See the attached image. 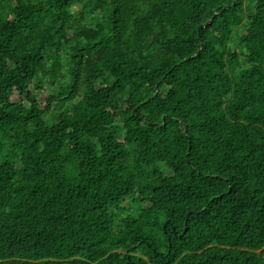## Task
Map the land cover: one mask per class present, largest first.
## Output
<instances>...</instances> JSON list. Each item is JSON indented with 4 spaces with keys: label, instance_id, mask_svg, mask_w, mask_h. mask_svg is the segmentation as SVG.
<instances>
[{
    "label": "trees",
    "instance_id": "obj_1",
    "mask_svg": "<svg viewBox=\"0 0 264 264\" xmlns=\"http://www.w3.org/2000/svg\"><path fill=\"white\" fill-rule=\"evenodd\" d=\"M232 3L0 0V264H264V0Z\"/></svg>",
    "mask_w": 264,
    "mask_h": 264
},
{
    "label": "water",
    "instance_id": "obj_2",
    "mask_svg": "<svg viewBox=\"0 0 264 264\" xmlns=\"http://www.w3.org/2000/svg\"><path fill=\"white\" fill-rule=\"evenodd\" d=\"M235 5V0H233V3H232V7ZM201 27L198 28V32L200 30ZM191 215V212H188L187 215H186V220L188 219V217ZM166 224V223H165ZM164 224V226H165ZM185 225H186V222H185Z\"/></svg>",
    "mask_w": 264,
    "mask_h": 264
}]
</instances>
